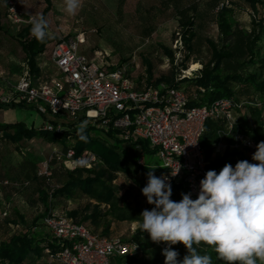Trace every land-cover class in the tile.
Returning <instances> with one entry per match:
<instances>
[{
	"label": "trees",
	"instance_id": "trees-1",
	"mask_svg": "<svg viewBox=\"0 0 264 264\" xmlns=\"http://www.w3.org/2000/svg\"><path fill=\"white\" fill-rule=\"evenodd\" d=\"M44 2L46 6L41 14L46 18L52 6L51 0ZM124 2L126 0H118V6L121 7ZM243 2L250 10L249 30L238 24L232 4L227 0H207L204 3L206 10L216 12L215 21L219 36L216 43L210 39L197 37L194 15H190L191 12H195L194 6L177 9L178 24L183 29L180 41L185 51L180 65L182 70L199 61L195 54L199 52L197 46L201 43L206 45L210 53L209 59L194 71L191 78L174 82L172 71H169L158 79H153V66L147 58L141 56L144 75L138 76L135 80L129 79L135 82L138 89L156 87L160 84L183 89L189 103L198 106L211 105L219 100H230L236 105L232 112L234 125L231 135L239 133L258 144L264 141V0H243ZM31 26L29 24L19 29L12 28L10 31L2 28L0 24V31L15 42L23 54V65L19 76L25 69L32 82L41 83L54 75L44 68L47 67V58H43V55L47 54L49 43H57L58 39L50 38L41 43L31 35ZM150 31L151 29L144 32V35L149 36ZM162 52L172 64L173 53L165 48ZM79 53L83 54L82 50H79ZM85 56L91 60L87 55ZM102 69L109 70L105 67ZM11 74V71L7 70L0 77V90L3 93L10 90L12 80L9 75ZM23 107L27 106L13 103L0 104V110ZM82 123L83 121L78 120L74 124H63L61 132L54 130L49 133L40 129L34 131L23 123L0 124V143L11 145L15 151L19 152L23 142H29L34 138H41L58 147L51 155L48 164L51 173L49 178L38 175L41 162L24 155L18 164L17 171L20 176L5 178L4 172H0V206L7 192H23L34 185L35 189L32 192L35 199L29 202L32 206L38 202L42 208L29 223L16 210H14L15 220H7L8 214L1 209L0 220L10 222L15 226V230L7 234L6 238L0 239V264H60L51 257L62 248L51 238L43 223V219L50 211L65 215L84 226L91 235L112 238L120 237L110 234L112 225L139 224L142 220L140 217L142 211L154 207L147 203L146 197L140 191L147 184L149 169L154 168L152 171L157 177L163 172L159 167H155L153 162L157 159L154 156L155 152L150 151L147 143L141 140L131 142L128 148L121 147L120 144L123 142L118 138L119 133L115 130L106 132L87 123L83 132H80L79 126ZM227 130L225 120L209 119L204 124L200 145L209 170H221L225 164L235 167L236 163L232 159L234 152L226 151L223 157L215 152L220 134L228 146L233 145L234 139L230 135L225 137ZM81 135L85 136L86 140L81 139ZM101 135H105L113 143L109 144L108 140H102ZM69 150L74 151L76 158L81 157L85 151H90L97 158L98 164L86 170L68 171L63 165V160ZM142 155L144 163L141 165L138 161ZM119 178L131 184L138 191L135 192L137 196L143 195L144 206L135 200V197L133 200L136 203L129 200L134 193L120 194L122 186L117 184ZM5 182L7 184H4ZM171 187L173 201L178 202L182 199V194L189 193L181 182H172ZM127 241L138 245L139 254L131 258H114L110 264H164L162 246H168L166 243L152 242L149 234L142 232L140 228ZM172 248L179 252V260L187 254L183 244L172 245ZM199 251L200 254H210L212 264H225L217 258L210 247L201 244Z\"/></svg>",
	"mask_w": 264,
	"mask_h": 264
},
{
	"label": "built area",
	"instance_id": "built-area-1",
	"mask_svg": "<svg viewBox=\"0 0 264 264\" xmlns=\"http://www.w3.org/2000/svg\"><path fill=\"white\" fill-rule=\"evenodd\" d=\"M6 8L7 21L13 28L31 24L32 18L26 19L13 0L6 3ZM57 39L58 42L43 55L54 71L49 80L34 83L24 69L10 85V90L6 93L0 90V104H24L35 108L42 116L65 118L57 125L46 124L41 131L61 132L63 124L81 120L106 132L117 131L118 138L127 148L133 141H144L160 162L163 172L159 177L167 176L170 183H183L194 199L199 193L200 180L209 170L200 145L207 120H225L228 129L225 137L230 135L234 139L233 145L228 146L220 134L215 152L221 157L226 151L234 152L235 163L244 159L253 161L257 144L242 134L231 135L232 112L236 105L230 100L198 106L189 103L183 89L165 84L138 89L124 71L103 70L79 53V46L84 44L82 35L74 40ZM186 72H182L176 82L189 79L194 73L187 75ZM81 158L89 160V165L77 166L74 161ZM50 159L41 164L39 176L50 177ZM138 163H144L143 155ZM96 164L97 158L90 151L76 158L74 151L69 150L63 160L68 171L90 169ZM179 167V173L173 177L172 171ZM43 223L51 238L62 248L51 257L60 264H110L114 258H131L140 252L137 244L123 238L91 235L84 226L55 211H50Z\"/></svg>",
	"mask_w": 264,
	"mask_h": 264
},
{
	"label": "rangeland",
	"instance_id": "rangeland-1",
	"mask_svg": "<svg viewBox=\"0 0 264 264\" xmlns=\"http://www.w3.org/2000/svg\"><path fill=\"white\" fill-rule=\"evenodd\" d=\"M9 0H0V24L2 28L12 30V26L7 21L6 3ZM18 10L26 17L33 18L40 15L45 8L44 0H13ZM207 0H126L121 7L118 6V0H82V7L76 15H68L63 11V0H51L52 10L48 13L46 19L49 24V32L52 38H65L74 40L78 35L84 38V45L79 46V50L87 55L93 63L99 67L109 68L111 71L118 69L124 71L128 78L135 80L138 76L144 75V67L141 63V56L148 59L154 68L153 79L172 71L173 81L186 72L200 68L203 62L209 59L210 53L206 45L201 43L197 46L198 53L195 54L199 61L186 70H182L181 62L185 54L181 45V33L183 29L178 24L176 17L177 9L184 7H195L194 15L195 31L198 38L210 39L215 43L218 41V29L215 21V13L206 10L204 3ZM232 4L235 18L238 24L245 30L250 28V10L243 0H227ZM145 36L144 32H148ZM54 44L50 42L47 46V52ZM165 48L173 53V63L162 52ZM23 60L17 44L9 39L0 31V77L8 70L12 83L19 76ZM45 60V59H44ZM44 62V61H43ZM45 69L52 74L53 69L50 64H46ZM19 71H18V70ZM17 70V71H16ZM193 74V73H192ZM65 118L54 117L50 115L42 116L36 110L30 107L14 108L0 110V124L23 123L27 127L38 131L46 124H59V120ZM102 140H108L109 144L113 142L105 135H101ZM124 147L125 144H120ZM57 145L45 142L41 138H34L29 142H23L20 150L15 151L11 145L0 143V172H4L5 178H16L19 175L18 164L23 155L33 157L39 162H46L51 155L57 151ZM87 152V151H86ZM155 167L161 168L158 159L154 161ZM117 184L122 186L120 194L129 193V198L139 201L144 206L143 195L137 196L138 192L119 178ZM34 185L23 192L9 193L4 196L0 211L3 209L8 214L7 220H15L14 210L22 215L26 222L42 210L40 203L35 202L32 206L29 202L34 200ZM142 193V191H140ZM139 228V224H118L112 225V236H120L125 240H130L134 232ZM20 229V227H19ZM15 230V226L10 222L0 220V239L6 238L7 234Z\"/></svg>",
	"mask_w": 264,
	"mask_h": 264
},
{
	"label": "clouds",
	"instance_id": "clouds-1",
	"mask_svg": "<svg viewBox=\"0 0 264 264\" xmlns=\"http://www.w3.org/2000/svg\"><path fill=\"white\" fill-rule=\"evenodd\" d=\"M81 7L82 0H63L68 15H76ZM31 25V35L37 41L52 38L42 14L34 16ZM86 124L79 126L80 132ZM81 139L86 137L81 135ZM256 148L252 160L257 163L240 160L235 167L225 164L219 173L208 170L199 182L196 199L189 192L173 201L169 178L157 177L154 168L149 169L141 191L154 207L142 211L139 228L152 242L168 245L162 251L164 264H212L210 254H200L201 244L213 249L225 264H264V141ZM74 163L86 167L89 160L81 158ZM179 171L180 167L171 175ZM178 243L187 249L182 260L172 248Z\"/></svg>",
	"mask_w": 264,
	"mask_h": 264
},
{
	"label": "bare ground",
	"instance_id": "bare-ground-1",
	"mask_svg": "<svg viewBox=\"0 0 264 264\" xmlns=\"http://www.w3.org/2000/svg\"><path fill=\"white\" fill-rule=\"evenodd\" d=\"M195 68H196V66H192V70L195 69ZM191 72H192V71H191Z\"/></svg>",
	"mask_w": 264,
	"mask_h": 264
}]
</instances>
